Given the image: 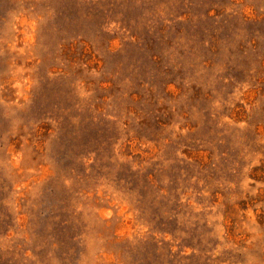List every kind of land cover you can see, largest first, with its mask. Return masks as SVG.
Wrapping results in <instances>:
<instances>
[{
	"label": "rangeland",
	"instance_id": "374dc122",
	"mask_svg": "<svg viewBox=\"0 0 264 264\" xmlns=\"http://www.w3.org/2000/svg\"><path fill=\"white\" fill-rule=\"evenodd\" d=\"M0 264H264V0H0Z\"/></svg>",
	"mask_w": 264,
	"mask_h": 264
}]
</instances>
